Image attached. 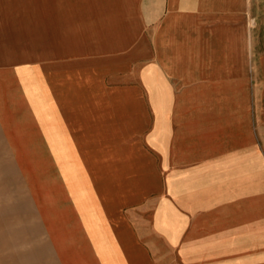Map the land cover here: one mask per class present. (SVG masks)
<instances>
[{
	"label": "crops",
	"instance_id": "crops-1",
	"mask_svg": "<svg viewBox=\"0 0 264 264\" xmlns=\"http://www.w3.org/2000/svg\"><path fill=\"white\" fill-rule=\"evenodd\" d=\"M0 264H264V0H0Z\"/></svg>",
	"mask_w": 264,
	"mask_h": 264
}]
</instances>
